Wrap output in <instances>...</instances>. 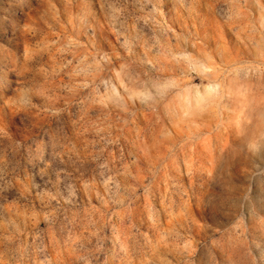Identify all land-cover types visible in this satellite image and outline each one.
Segmentation results:
<instances>
[{"label":"rangeland","instance_id":"obj_1","mask_svg":"<svg viewBox=\"0 0 264 264\" xmlns=\"http://www.w3.org/2000/svg\"><path fill=\"white\" fill-rule=\"evenodd\" d=\"M0 264H264V0H0Z\"/></svg>","mask_w":264,"mask_h":264}]
</instances>
